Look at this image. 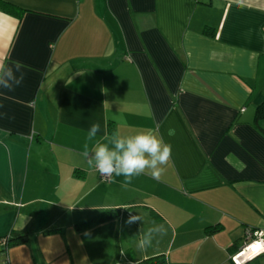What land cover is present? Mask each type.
Segmentation results:
<instances>
[{
  "label": "crops",
  "instance_id": "1",
  "mask_svg": "<svg viewBox=\"0 0 264 264\" xmlns=\"http://www.w3.org/2000/svg\"><path fill=\"white\" fill-rule=\"evenodd\" d=\"M0 1L22 11L0 9V63L26 71L0 89V238L34 227L0 264H105L112 248L113 264H232L264 232V0ZM95 122L100 139L157 131L160 179L102 180L81 155ZM154 222L167 233L141 250Z\"/></svg>",
  "mask_w": 264,
  "mask_h": 264
},
{
  "label": "clouds",
  "instance_id": "2",
  "mask_svg": "<svg viewBox=\"0 0 264 264\" xmlns=\"http://www.w3.org/2000/svg\"><path fill=\"white\" fill-rule=\"evenodd\" d=\"M25 76L22 61L8 59L0 63V89L15 91L23 84ZM100 132L99 122L90 125L81 155L106 181L111 182L113 177H123L121 187L126 189L140 175L148 174L154 179H160L164 174L171 159L172 146L157 131L148 129L129 135L115 132L110 138L103 139L98 138ZM142 220L141 215H130L127 223ZM153 225L138 241L137 246L141 250L151 247L154 240L167 233L164 224L154 222Z\"/></svg>",
  "mask_w": 264,
  "mask_h": 264
},
{
  "label": "trees",
  "instance_id": "3",
  "mask_svg": "<svg viewBox=\"0 0 264 264\" xmlns=\"http://www.w3.org/2000/svg\"><path fill=\"white\" fill-rule=\"evenodd\" d=\"M0 9L12 15L19 16L22 13V11H19L16 7L2 1H0ZM253 126L260 132L262 136H264V102H261L255 109ZM120 212H121L120 209L106 210L91 219L79 223L77 225V228L81 229L85 227H90L94 224L111 221L112 219L119 217ZM32 231H34V227L33 224H30L20 232H11L8 236L0 238L1 253L5 255L8 248L27 244L29 240L28 238ZM244 241H245L244 239H239L235 241L233 252L236 253L237 251H239L243 247ZM1 264H6V263L4 261ZM136 264H167V261L164 255H157L142 260Z\"/></svg>",
  "mask_w": 264,
  "mask_h": 264
},
{
  "label": "built area",
  "instance_id": "4",
  "mask_svg": "<svg viewBox=\"0 0 264 264\" xmlns=\"http://www.w3.org/2000/svg\"><path fill=\"white\" fill-rule=\"evenodd\" d=\"M98 175L100 176L99 173ZM100 178L102 180H105L101 176ZM254 244L258 246V249L256 251H253L251 256L245 257L243 254ZM261 256H264V232L246 231L243 247L239 251L234 253L230 257V260L232 264H246Z\"/></svg>",
  "mask_w": 264,
  "mask_h": 264
},
{
  "label": "rangeland",
  "instance_id": "5",
  "mask_svg": "<svg viewBox=\"0 0 264 264\" xmlns=\"http://www.w3.org/2000/svg\"><path fill=\"white\" fill-rule=\"evenodd\" d=\"M111 251H112L111 259H110V261L107 260V262H106L105 264H113L114 261H115V259H116V257H117V256H116L117 253H116L115 248H114V249L112 248ZM119 260L123 261V256H120ZM260 262H264V256L258 258V260H257L256 262H254V263H250V264H255V263H256V264H261ZM118 264H125V263H121V262H119ZM262 264H264V263H262Z\"/></svg>",
  "mask_w": 264,
  "mask_h": 264
},
{
  "label": "bare ground",
  "instance_id": "6",
  "mask_svg": "<svg viewBox=\"0 0 264 264\" xmlns=\"http://www.w3.org/2000/svg\"><path fill=\"white\" fill-rule=\"evenodd\" d=\"M257 249H258V246L256 244H254L243 255L245 257H249L252 255L253 251H256Z\"/></svg>",
  "mask_w": 264,
  "mask_h": 264
}]
</instances>
